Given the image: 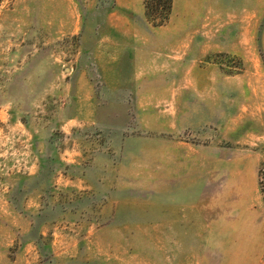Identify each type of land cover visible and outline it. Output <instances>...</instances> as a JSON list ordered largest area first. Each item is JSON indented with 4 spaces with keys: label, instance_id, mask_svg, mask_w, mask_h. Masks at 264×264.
Here are the masks:
<instances>
[{
    "label": "rangeland",
    "instance_id": "rangeland-1",
    "mask_svg": "<svg viewBox=\"0 0 264 264\" xmlns=\"http://www.w3.org/2000/svg\"><path fill=\"white\" fill-rule=\"evenodd\" d=\"M261 53L264 0H0V264H264Z\"/></svg>",
    "mask_w": 264,
    "mask_h": 264
},
{
    "label": "trees",
    "instance_id": "trees-1",
    "mask_svg": "<svg viewBox=\"0 0 264 264\" xmlns=\"http://www.w3.org/2000/svg\"><path fill=\"white\" fill-rule=\"evenodd\" d=\"M173 0H142L146 19L154 26L165 24L170 16ZM264 65V53H261ZM262 170V167L259 171Z\"/></svg>",
    "mask_w": 264,
    "mask_h": 264
}]
</instances>
